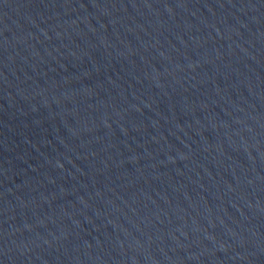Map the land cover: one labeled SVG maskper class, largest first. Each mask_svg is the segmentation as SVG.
<instances>
[{
	"label": "water",
	"instance_id": "95a60500",
	"mask_svg": "<svg viewBox=\"0 0 264 264\" xmlns=\"http://www.w3.org/2000/svg\"><path fill=\"white\" fill-rule=\"evenodd\" d=\"M0 264H264V0H0Z\"/></svg>",
	"mask_w": 264,
	"mask_h": 264
}]
</instances>
